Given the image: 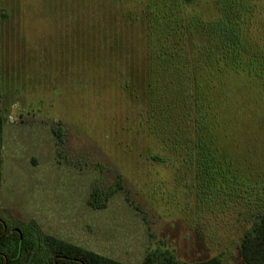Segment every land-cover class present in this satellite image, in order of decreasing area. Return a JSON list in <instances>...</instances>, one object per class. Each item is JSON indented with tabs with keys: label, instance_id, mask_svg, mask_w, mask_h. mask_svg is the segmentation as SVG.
Listing matches in <instances>:
<instances>
[{
	"label": "rangeland",
	"instance_id": "rangeland-1",
	"mask_svg": "<svg viewBox=\"0 0 264 264\" xmlns=\"http://www.w3.org/2000/svg\"><path fill=\"white\" fill-rule=\"evenodd\" d=\"M240 36L241 56L264 62V0H0L1 214L122 264L157 250L245 264L243 234L264 213V74L246 61L215 75L221 92L199 81ZM169 49L186 66L166 76ZM157 78L177 87L181 115L202 86L216 153L253 191L199 189L176 125L157 133Z\"/></svg>",
	"mask_w": 264,
	"mask_h": 264
},
{
	"label": "trees",
	"instance_id": "trees-1",
	"mask_svg": "<svg viewBox=\"0 0 264 264\" xmlns=\"http://www.w3.org/2000/svg\"><path fill=\"white\" fill-rule=\"evenodd\" d=\"M193 1L194 0H180V3L188 6L193 3ZM246 28L248 29L250 27ZM227 29L234 39L236 29H233L232 26L229 27L226 24H222L221 32L219 35H224L225 30ZM239 34L240 31L238 30V34L236 35L237 38L239 37ZM241 36L238 44H236L235 42V44H228L226 40L222 47L218 50V55H210L206 57V59L211 61L209 62V68H212L214 72L213 77L212 79L208 77L207 80L206 78H202L199 79V81L207 82L208 94L221 92L223 90L224 82L215 77L218 72H221L223 70L226 71L227 69H231L233 72H238L239 70L243 69L242 66L246 61L248 63H251V65H254V68L259 69V75L264 74V71L261 72L259 68V64L263 62L259 60V58H261L260 56L247 55L243 53L241 56ZM159 47L162 48V46ZM169 50L174 52L175 57L173 58V60L171 59L172 62L171 60L167 59V63H161L159 69V73L166 76L171 75L172 73H178V70L181 71V68L186 66V64L184 63L186 60L184 58H181V56L176 57L178 53L177 49ZM192 67L194 68V65H192ZM261 69L264 70V67H262ZM204 70L205 68L198 69L197 72L194 73H198L201 76L204 74ZM195 82H197L196 79ZM212 83H214L215 85L213 86ZM176 88V86L170 87L169 82L163 81L161 78H157L155 82V92L157 94V98L160 100L157 101L156 113V127L158 135H161L167 127L176 125L175 127L179 128L177 131L174 130L175 127L171 128L173 134L170 138L174 140H169L174 141L177 148H179V150L182 149L183 153L185 151V156L191 155L192 158H190L191 160H193L192 164L194 166L195 179L198 181V187L202 192H206L210 188L212 190H209V192H218V185L220 183L229 186L227 187L228 189H230V187H233L236 192H240L238 189L245 190V188H249L250 190H252L251 186L242 188L241 186H239V188H236V186L238 185H235L234 183L238 181V176H240L241 174L239 172L241 171L235 169V167H233L226 158H221L216 153L215 149H219V145L214 140V136H212V129H214V126H212V124L209 125V122H206L207 119L205 120L206 111L204 110L203 103L201 102L204 92L202 86L199 84V86L195 88L196 95L194 101L189 104V112L183 115H181L183 111L178 110L173 102V99L176 100L175 102L178 101V95L173 94L176 92ZM179 99L180 101H183L181 98ZM207 112L209 113L208 108ZM210 114L212 115V113ZM189 124L190 128H192L194 124L195 134L194 136H191L192 142H190L191 145L188 144V146L184 138L189 131L187 127V125ZM218 178L220 182H217ZM262 179V183H264V178ZM239 185H242L240 184V181ZM261 185H263L262 188L264 189V184ZM109 196H111V194H108L107 198H109ZM92 203H94V201H92ZM93 207L96 209H102L104 208V205L96 204ZM21 227L23 228V231H26L30 234L45 236L48 241L52 242L55 245H58L59 250L66 251L72 256L79 255L78 257L82 260L83 264H122L113 259L95 254L91 251L79 248L57 238L48 236L42 232L40 227L34 221H31L27 224L21 222ZM239 249L241 257L245 264H264V213H261L258 217H256L254 223L247 231H245ZM141 264H178V262L176 261L175 256L171 251L157 250L149 252L145 256ZM198 264H222V262L220 257H213Z\"/></svg>",
	"mask_w": 264,
	"mask_h": 264
},
{
	"label": "flooded vegetation",
	"instance_id": "flooded-vegetation-1",
	"mask_svg": "<svg viewBox=\"0 0 264 264\" xmlns=\"http://www.w3.org/2000/svg\"><path fill=\"white\" fill-rule=\"evenodd\" d=\"M21 222L0 210V264H83L79 255L59 250L45 236L23 231Z\"/></svg>",
	"mask_w": 264,
	"mask_h": 264
}]
</instances>
